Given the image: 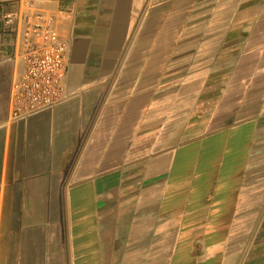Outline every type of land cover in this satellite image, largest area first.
Returning <instances> with one entry per match:
<instances>
[{"label": "crops", "instance_id": "obj_1", "mask_svg": "<svg viewBox=\"0 0 264 264\" xmlns=\"http://www.w3.org/2000/svg\"><path fill=\"white\" fill-rule=\"evenodd\" d=\"M36 11L64 97L14 119ZM0 264H264V0H0Z\"/></svg>", "mask_w": 264, "mask_h": 264}, {"label": "built area", "instance_id": "obj_2", "mask_svg": "<svg viewBox=\"0 0 264 264\" xmlns=\"http://www.w3.org/2000/svg\"><path fill=\"white\" fill-rule=\"evenodd\" d=\"M5 22H13L7 14ZM19 35V59L22 70L15 77L11 114L25 118L58 104L64 97L63 79L67 49L60 41L51 18L39 11L24 17Z\"/></svg>", "mask_w": 264, "mask_h": 264}, {"label": "rangeland", "instance_id": "obj_3", "mask_svg": "<svg viewBox=\"0 0 264 264\" xmlns=\"http://www.w3.org/2000/svg\"><path fill=\"white\" fill-rule=\"evenodd\" d=\"M79 159H80V157H78V156L72 157V167L73 168L77 166ZM89 160H90V158H89Z\"/></svg>", "mask_w": 264, "mask_h": 264}, {"label": "trees", "instance_id": "obj_4", "mask_svg": "<svg viewBox=\"0 0 264 264\" xmlns=\"http://www.w3.org/2000/svg\"><path fill=\"white\" fill-rule=\"evenodd\" d=\"M57 160H58V158H57ZM61 174H60V172H59V169H58V166H57V180H59L60 179V176Z\"/></svg>", "mask_w": 264, "mask_h": 264}]
</instances>
